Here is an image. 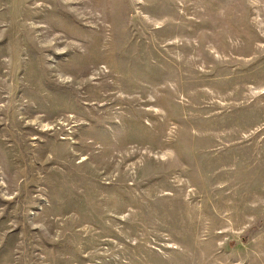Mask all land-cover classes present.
<instances>
[{
	"label": "rangeland",
	"instance_id": "obj_1",
	"mask_svg": "<svg viewBox=\"0 0 264 264\" xmlns=\"http://www.w3.org/2000/svg\"><path fill=\"white\" fill-rule=\"evenodd\" d=\"M0 264H264V0H0Z\"/></svg>",
	"mask_w": 264,
	"mask_h": 264
}]
</instances>
